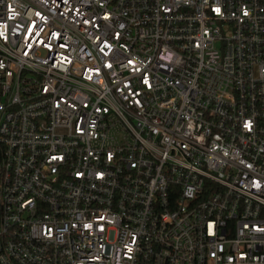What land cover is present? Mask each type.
I'll return each instance as SVG.
<instances>
[{"label": "built area", "instance_id": "1", "mask_svg": "<svg viewBox=\"0 0 264 264\" xmlns=\"http://www.w3.org/2000/svg\"><path fill=\"white\" fill-rule=\"evenodd\" d=\"M0 264H264V0H0Z\"/></svg>", "mask_w": 264, "mask_h": 264}, {"label": "snow or ice", "instance_id": "2", "mask_svg": "<svg viewBox=\"0 0 264 264\" xmlns=\"http://www.w3.org/2000/svg\"><path fill=\"white\" fill-rule=\"evenodd\" d=\"M216 11H218V9H217ZM246 126H247V125H246Z\"/></svg>", "mask_w": 264, "mask_h": 264}]
</instances>
